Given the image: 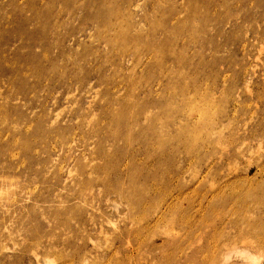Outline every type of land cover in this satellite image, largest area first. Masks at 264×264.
<instances>
[{"label": "rangeland", "instance_id": "rangeland-1", "mask_svg": "<svg viewBox=\"0 0 264 264\" xmlns=\"http://www.w3.org/2000/svg\"><path fill=\"white\" fill-rule=\"evenodd\" d=\"M0 264H264V0H0Z\"/></svg>", "mask_w": 264, "mask_h": 264}]
</instances>
